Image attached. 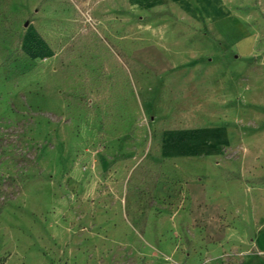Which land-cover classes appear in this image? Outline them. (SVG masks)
Listing matches in <instances>:
<instances>
[{
  "label": "rangeland",
  "instance_id": "1",
  "mask_svg": "<svg viewBox=\"0 0 264 264\" xmlns=\"http://www.w3.org/2000/svg\"><path fill=\"white\" fill-rule=\"evenodd\" d=\"M264 0H0V264H258Z\"/></svg>",
  "mask_w": 264,
  "mask_h": 264
},
{
  "label": "crops",
  "instance_id": "2",
  "mask_svg": "<svg viewBox=\"0 0 264 264\" xmlns=\"http://www.w3.org/2000/svg\"><path fill=\"white\" fill-rule=\"evenodd\" d=\"M253 245L259 255L260 261L258 264H264V233H259L257 237H255L253 241ZM247 264H252L250 260H248Z\"/></svg>",
  "mask_w": 264,
  "mask_h": 264
}]
</instances>
